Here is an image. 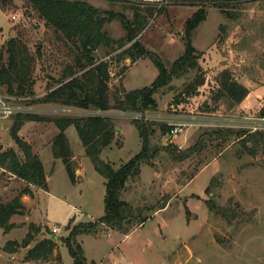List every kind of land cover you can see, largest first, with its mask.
Returning <instances> with one entry per match:
<instances>
[{"label": "rangeland", "instance_id": "rangeland-1", "mask_svg": "<svg viewBox=\"0 0 264 264\" xmlns=\"http://www.w3.org/2000/svg\"><path fill=\"white\" fill-rule=\"evenodd\" d=\"M85 1L103 12L121 13L128 22L138 20L141 30L134 40L156 55L167 69L184 52L186 21L205 6V20L191 33V44L201 53L197 61L199 70L174 79L170 88L154 95L157 108L144 112L145 120L152 123L156 132L150 138L152 145L185 149L201 130L217 126L264 131V116L260 117L264 106V0L231 2L225 10L234 13L235 19H227L220 9L205 0ZM102 31L113 40L126 35L118 20L105 23ZM11 38L23 50L29 64L32 87L24 96L11 95L0 84V95L9 97L6 103L22 114L42 118L24 122L18 135L39 158L50 192L0 169V203L9 202L24 188L33 190L31 197L21 196L25 212L10 218L9 222L15 226L6 233L0 228V264H73L63 239L72 225L93 222L103 214L104 179L85 155L74 127H69L65 135L72 151L75 183L51 150L57 134L51 120L81 118L88 111L44 100L61 85L63 73L74 66L79 53L72 42L54 32L37 15L27 0H3V3L0 0L2 63L6 62V42ZM130 44L124 47L111 44L93 53L96 63L107 64L106 94L111 106L122 90L149 86L158 72L149 57L132 61L125 53ZM87 69H74L73 77L80 78ZM223 73L247 90L245 99L232 108L223 100H214ZM200 79L202 84L192 94L183 93L186 86ZM12 88L18 92L16 84ZM106 113L116 128L115 138L99 158L116 170L140 150L137 129L131 124L140 112L113 109ZM13 116L14 113L0 118V153L12 149L22 160L21 150L9 135ZM161 124L176 129V135H161ZM237 148L230 142L219 155L210 158L213 153L204 149L180 163L161 152L151 165L142 164L139 175L127 181L122 199L135 209L165 207L152 215L143 211L149 218L126 235L107 226H99L93 234L78 235L76 240L86 262L264 264V150L256 156L237 158L234 154ZM212 178H215L211 185L215 202L224 207L239 205V216L231 225L210 212L205 204L208 199L205 188ZM30 225L39 230L30 245L15 254L4 252L6 242H20L28 232L33 233ZM53 228L57 230L55 233ZM42 238H52L56 244L49 260L25 262L26 250Z\"/></svg>", "mask_w": 264, "mask_h": 264}, {"label": "trees", "instance_id": "trees-1", "mask_svg": "<svg viewBox=\"0 0 264 264\" xmlns=\"http://www.w3.org/2000/svg\"><path fill=\"white\" fill-rule=\"evenodd\" d=\"M37 15L50 26L54 32L60 34L62 38L72 42L79 53L72 67H67L63 73L61 85L50 91L44 102H59L62 105L73 106L81 110L89 111H132L144 113L146 110H155L157 101L154 95L163 88H170L174 79H180L193 71H198V58L201 53L191 44V33L205 20L206 9L202 5L186 21L184 32L185 47L184 52L173 61L169 69L154 54L146 51L135 39L137 32L141 30V24L137 21L128 22L125 16L118 12H103L90 5L85 0H27ZM235 0H205V3L221 10L227 19H235L236 16L225 8ZM3 3V0H1ZM234 3V2H233ZM118 20L126 32L125 37L118 40L109 38L102 27L105 23ZM125 53L132 61L141 57H149L158 72L155 79L149 86L140 89L125 91L122 90L120 98L111 106L107 99V64L105 62L96 63L93 53L100 47H109L117 44L124 47L129 44ZM5 54L6 62L2 63L3 56L0 54V84L7 88L11 95H25V92L32 87L29 78L30 68L26 63L23 50L19 49L15 39L11 38L6 42ZM88 68V69H87ZM74 69L79 71L87 69L80 78L73 77ZM226 73V72H225ZM222 74L220 86L215 93V101L223 100L229 107L241 103L247 90L230 80L228 75ZM203 80H196L183 89V93L189 96L202 84ZM13 84L16 90L13 91ZM179 100L176 99V103ZM264 116V106L260 110V117ZM13 123L10 127L9 135L11 140L21 150L23 159L17 156L14 150L9 149L0 153V168L9 174L24 181L28 185L46 189V177L43 166L36 155H33L30 147L18 135L22 124L26 121H39L42 118L31 114L17 113L13 116ZM57 129L51 143V150L55 159H60L65 167L67 175L72 183H75V169L72 164V151L65 135L66 129L74 127L80 142L84 148L85 155L90 159L95 171L103 177L104 197L103 214L93 222L78 223L69 227L68 236L63 239V243L68 249L73 264H88L83 256L80 245L76 237L80 234H93L99 226H107L124 235L135 226H141L149 216L144 215L147 211L150 215L163 209L165 206L153 208L135 209L134 206L122 199V192L128 180L139 175L142 164L151 165L161 152H164L173 162H183L195 154H200L204 149H209L215 155L221 154L224 147L230 142L238 146L235 157L241 158L244 155L256 156L264 150V131H251L245 128L214 127L201 130L197 139L185 149H172L167 146L151 144L150 138L155 135L152 123L143 119H133L132 123L137 129L141 147L137 154L131 157L126 163L114 170L109 163L100 160L99 155L102 150L109 147L115 138L116 128L113 126L108 116H84L81 118L59 117L51 120ZM161 135L169 131V127L160 125ZM226 151V150H225ZM223 151V153L225 152ZM215 178H212L205 193L208 199L205 204L210 212L221 217L228 224H232L237 219L239 205L224 207L218 205L211 191V185ZM22 195H31L28 188H24L17 196L7 203H0V228L6 233L15 225L10 223V218L14 215H23L25 207L21 201ZM197 197V196H196ZM187 213V211H186ZM32 232H28L23 240L8 241L3 247V251L8 254H15L19 249L26 248L33 241V235L39 232L34 225L29 226ZM56 244L52 238H42L25 252L24 261L47 262L52 255ZM90 264H95L91 262Z\"/></svg>", "mask_w": 264, "mask_h": 264}, {"label": "built area", "instance_id": "built-area-1", "mask_svg": "<svg viewBox=\"0 0 264 264\" xmlns=\"http://www.w3.org/2000/svg\"><path fill=\"white\" fill-rule=\"evenodd\" d=\"M9 97L6 96H1L0 95V118H6L7 116L11 115V114H17V113H21L20 110H18L17 108L10 106L6 103L5 99H8ZM11 99V98H10ZM85 111V110H84ZM88 111L85 116H95V115H99V116H108L107 115V111ZM146 114L144 113H139L138 117H135L136 119H143L145 120L147 117H145ZM109 117V116H108ZM177 133L176 129H170L168 134H170L171 136H175ZM1 169V168H0ZM57 230L56 228L52 229V232L55 233Z\"/></svg>", "mask_w": 264, "mask_h": 264}, {"label": "crops", "instance_id": "crops-1", "mask_svg": "<svg viewBox=\"0 0 264 264\" xmlns=\"http://www.w3.org/2000/svg\"><path fill=\"white\" fill-rule=\"evenodd\" d=\"M66 130H67V129H66ZM79 166H80V164H79ZM80 167H81V166H80ZM79 172L82 173V170H81L80 168H79ZM80 182H81V181H80ZM104 182H105V180L103 181V184H104ZM76 183H79V181H78V182L76 181ZM28 189L30 190L31 195H22L23 197H26V196L31 197V196H32L33 190H32L30 187H29ZM40 190L43 191L44 189H40ZM45 191H46V192H50V190H49V186H48L47 184H46V189H45ZM102 213H103V212H102ZM100 216H101V215H100ZM100 216H99V217H100ZM99 217H97V218H99ZM97 218H96V219H97Z\"/></svg>", "mask_w": 264, "mask_h": 264}]
</instances>
